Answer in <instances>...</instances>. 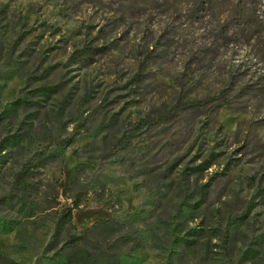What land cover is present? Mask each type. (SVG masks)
<instances>
[{
	"label": "rangeland",
	"instance_id": "374dc122",
	"mask_svg": "<svg viewBox=\"0 0 264 264\" xmlns=\"http://www.w3.org/2000/svg\"><path fill=\"white\" fill-rule=\"evenodd\" d=\"M237 1L0 0V264H264V27ZM81 189L76 228L114 224L69 250Z\"/></svg>",
	"mask_w": 264,
	"mask_h": 264
},
{
	"label": "trees",
	"instance_id": "16d2710c",
	"mask_svg": "<svg viewBox=\"0 0 264 264\" xmlns=\"http://www.w3.org/2000/svg\"><path fill=\"white\" fill-rule=\"evenodd\" d=\"M202 2L208 3H214L218 0H201ZM221 3L225 2H233V0H219ZM234 18L235 27H252V26H262L264 27L263 21H264V11H261V14L256 10L252 9L248 6V2H245L244 0H238L236 4L234 5ZM261 17V18H259ZM259 35H264V30L258 28ZM224 94V92H222ZM207 100V99H206ZM205 100V101H206ZM195 102H203L202 100H196ZM71 141V138L67 139V143H65L63 146H66ZM32 167L33 163L32 161H27L22 165L21 169L16 172L14 175L13 181H12V188L15 191H26L31 188V183L28 182V178L32 173ZM87 193L86 189H81L78 191L70 205L63 206L55 220L54 223V231L57 233L60 230H62L63 227L67 226L73 230V233H70L67 235L65 240V246L69 250L77 249L81 244L86 242L89 239L90 234L98 232L101 229H104L108 227V225L114 224L111 219H101L96 222H94L91 226L83 229L78 230L76 226L73 224V211L75 209L80 208V205L83 201V198L85 194Z\"/></svg>",
	"mask_w": 264,
	"mask_h": 264
}]
</instances>
